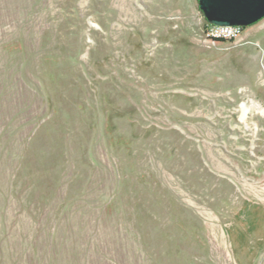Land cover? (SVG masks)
Here are the masks:
<instances>
[{
    "label": "rangeland",
    "instance_id": "rangeland-1",
    "mask_svg": "<svg viewBox=\"0 0 264 264\" xmlns=\"http://www.w3.org/2000/svg\"><path fill=\"white\" fill-rule=\"evenodd\" d=\"M199 0H0V264H264V19Z\"/></svg>",
    "mask_w": 264,
    "mask_h": 264
},
{
    "label": "water",
    "instance_id": "water-1",
    "mask_svg": "<svg viewBox=\"0 0 264 264\" xmlns=\"http://www.w3.org/2000/svg\"><path fill=\"white\" fill-rule=\"evenodd\" d=\"M209 25L249 28L264 19V0H199Z\"/></svg>",
    "mask_w": 264,
    "mask_h": 264
},
{
    "label": "built area",
    "instance_id": "built-area-1",
    "mask_svg": "<svg viewBox=\"0 0 264 264\" xmlns=\"http://www.w3.org/2000/svg\"><path fill=\"white\" fill-rule=\"evenodd\" d=\"M244 32L243 27L237 26H227V27H219L212 26L208 27L207 34L209 38L213 40H236L238 39Z\"/></svg>",
    "mask_w": 264,
    "mask_h": 264
},
{
    "label": "trees",
    "instance_id": "trees-1",
    "mask_svg": "<svg viewBox=\"0 0 264 264\" xmlns=\"http://www.w3.org/2000/svg\"><path fill=\"white\" fill-rule=\"evenodd\" d=\"M210 25L208 24L207 25V27H209ZM247 28H244V30H246ZM216 41H218V42H226V41H228V40H216ZM230 42H233L234 40L232 39V40H229Z\"/></svg>",
    "mask_w": 264,
    "mask_h": 264
}]
</instances>
